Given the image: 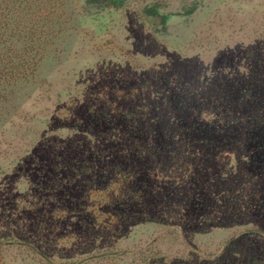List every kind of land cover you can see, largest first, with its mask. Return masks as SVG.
I'll use <instances>...</instances> for the list:
<instances>
[{"label": "rangeland", "instance_id": "1", "mask_svg": "<svg viewBox=\"0 0 264 264\" xmlns=\"http://www.w3.org/2000/svg\"><path fill=\"white\" fill-rule=\"evenodd\" d=\"M84 3H30L45 50L0 105V238L72 262L178 224L177 263L264 264V0Z\"/></svg>", "mask_w": 264, "mask_h": 264}, {"label": "trees", "instance_id": "2", "mask_svg": "<svg viewBox=\"0 0 264 264\" xmlns=\"http://www.w3.org/2000/svg\"><path fill=\"white\" fill-rule=\"evenodd\" d=\"M32 0H0V105L6 99L7 94L11 88L27 81L31 76H34L37 66L40 63L35 59L29 62V56L34 53L38 55L45 50V46H41V36L37 35V25L41 18L37 16V10H34L30 3ZM124 0H85V6L95 8L99 11H106L109 8H120L123 6ZM29 11L31 18L29 25L35 23V29L30 31L26 26L21 27L19 11ZM35 11V12H34ZM146 13L150 17H160L157 9L147 8ZM35 13V15H33ZM163 24L167 25L168 19L166 16H161ZM24 20H26L24 18ZM34 21V23H33ZM33 29L34 26H30ZM21 29H25L23 32ZM28 29V30H27ZM25 33L27 36H25ZM15 41L23 45L22 49H18ZM182 236L178 224H168L167 228L158 237L150 239L149 242L144 243L134 248L119 251H103L93 254L92 256L71 261L68 255L59 256V262H56L52 255L44 254L39 250V244H35L33 240L16 241L14 239L3 240L0 238V264H5L2 260L7 249L17 246L19 249H24L30 255L35 256L36 260H43L46 264H181L180 262L188 263L191 256L179 254L177 257H170L166 255L162 248L169 245L168 241L172 238ZM176 238V239H177ZM186 246L187 243H185ZM189 251H193L190 249ZM223 254V253H222ZM222 254H210L205 256L201 264H208L211 259L214 261L221 258Z\"/></svg>", "mask_w": 264, "mask_h": 264}]
</instances>
